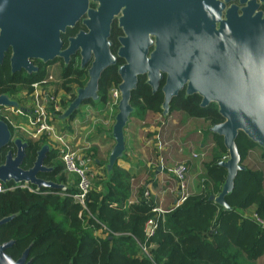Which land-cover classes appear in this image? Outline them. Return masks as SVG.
Returning a JSON list of instances; mask_svg holds the SVG:
<instances>
[{"label":"trees","instance_id":"obj_1","mask_svg":"<svg viewBox=\"0 0 264 264\" xmlns=\"http://www.w3.org/2000/svg\"><path fill=\"white\" fill-rule=\"evenodd\" d=\"M110 49L114 53L112 46ZM62 76H70L68 82H73L74 70L71 68ZM44 77L43 70L20 76L16 80L17 90L31 92L30 84ZM85 81L86 76L79 85H84ZM119 81L116 64L102 72L98 82L100 101H106L108 90L116 87ZM162 100L160 89L151 92L139 76L131 93L130 103L134 108L131 115L141 116L146 111L162 113ZM199 102V96L178 94L172 98L169 112L181 111L210 125L223 120L214 107H201ZM83 103L94 102L85 100ZM2 119L13 134L8 119ZM208 129L206 134L211 135L214 144L204 163L202 189L162 214L152 211L155 206L150 196L128 203L132 177L116 164L108 182L103 185L105 178L95 182L86 196L85 208L75 203L71 196L62 195L59 189H41L35 193L22 187L9 189L17 185L12 181L0 182L3 188L0 219L14 215L0 225V243L13 241L5 250L13 259L19 258L29 247L27 260L30 264H256L264 257V228L245 212L264 216V171L246 165L244 170L238 171L232 191L225 196L232 210L222 211L208 198L219 192L225 179L226 171L217 163L226 158L227 151L222 137ZM43 138L27 141L22 168L32 166L36 151L46 143ZM235 143L240 163L247 152L257 146L242 132L237 134ZM1 152L3 160V150ZM57 153L56 148L47 152L43 164L52 169L39 172L37 176L64 184L67 194L76 193L75 186L66 184ZM151 218L155 228L148 236L145 224Z\"/></svg>","mask_w":264,"mask_h":264},{"label":"water","instance_id":"obj_2","mask_svg":"<svg viewBox=\"0 0 264 264\" xmlns=\"http://www.w3.org/2000/svg\"><path fill=\"white\" fill-rule=\"evenodd\" d=\"M89 1L95 3L94 8L89 7ZM79 11L83 16L82 24L85 30L69 38V44L65 49L61 50L59 44L49 45L37 50L34 57L42 62L57 57L66 62L71 54L79 50L81 67L89 62L86 70L87 80L83 86L76 88L74 98L58 115L61 121L69 119L85 100L98 103L100 101L98 82L102 72L114 65L117 58L123 60V63L117 66L120 81L116 88L119 92V100L108 134L113 139L114 145L104 164L103 185L110 180L116 161L125 156L124 128L134 111L130 99L138 77L146 75V84L152 92H156L164 74V83L161 87L163 100L160 106L163 117L168 115L172 98L177 96L178 91L185 84L186 96L194 88L200 97L201 107L209 102L217 105L218 114L223 120L212 124L209 132L222 137L227 156L217 164L225 169L226 174L219 192L210 195L208 199L217 204L222 211L232 210L225 196L232 191L237 172L245 169L240 163V155L235 143L237 134L242 132L264 150V62L249 32H242L239 37L241 52L238 56L237 77L227 78L226 93L220 95L205 92L206 89L201 84L195 86L189 81L188 50L192 46L187 44L192 31L189 27L181 25L186 24V21L179 20V24H176L170 21L169 15L166 17L168 20L164 21L160 12H156V7L148 5V0H81ZM115 17L124 35L118 38L119 47L113 53L110 49L109 35ZM150 36L154 37V41ZM152 42L155 48L147 57V48ZM196 47L202 48V45ZM24 66L28 73L37 70L36 67L29 69V65ZM3 105L21 110V106L15 100H11L7 94H0V106ZM11 136L7 123L0 118V148L9 143ZM12 143L16 153L14 155L11 151L6 153L3 163L0 164V182L25 183L39 191L58 190L64 187L62 183L37 176L39 172L52 169L43 164L47 152L52 149L48 143L40 146L32 166L27 169L22 168L21 164L28 143L18 137L14 138ZM13 216L1 218L0 225L8 222ZM12 243V240L0 243V264H30L27 260L29 247L17 259L6 253L5 250Z\"/></svg>","mask_w":264,"mask_h":264},{"label":"flooded vegetation","instance_id":"obj_3","mask_svg":"<svg viewBox=\"0 0 264 264\" xmlns=\"http://www.w3.org/2000/svg\"><path fill=\"white\" fill-rule=\"evenodd\" d=\"M80 1L0 0V94H7L20 105L18 93L26 89L17 90L19 83L16 80L20 76L43 70L45 75L52 73L57 86L69 97L68 102L74 98L72 95L75 96L76 88L81 87V77L84 75L87 80L86 70L89 66L88 62L81 67L79 50L71 54L66 62L58 57L42 62L35 58L34 54L49 45L59 44L63 50L68 46L69 38L85 30L82 24L83 16L79 11ZM149 4L156 7V12H160L164 21L168 20L166 17L169 15L170 21L176 24H179V20L187 22L181 25L189 27L192 31L187 44L192 46L188 50L189 81L195 86L201 84L206 89L205 92L224 95L227 78L237 77L238 56L241 52L239 37L242 32H249L264 62V0H148ZM88 5L95 7V3L91 1ZM123 35L115 17L109 35L114 53L119 47L118 38ZM150 39L154 41L153 36H150ZM200 45L202 48L196 47ZM154 48L152 42L147 48V57ZM176 54L177 51V59ZM121 63L123 60L117 58L116 69ZM24 65H29V69L36 67L37 70L28 73ZM71 68L74 70V81L68 82L70 76L65 78L62 75ZM54 69L58 72L53 74ZM141 77L146 81V75ZM189 81L187 80V83ZM161 82L164 83V74L156 90L161 91ZM194 90L193 88L188 96H198ZM186 93L185 84L178 94L186 96ZM210 106L217 111L218 107L214 102H209L204 107ZM10 108L13 107L0 106L1 119V111ZM8 122L10 123L9 118ZM11 135L9 143L0 148V153L3 150L4 154L0 164L8 151L13 155L16 153L12 143L13 134ZM15 187H18V184L9 189Z\"/></svg>","mask_w":264,"mask_h":264},{"label":"crops","instance_id":"obj_4","mask_svg":"<svg viewBox=\"0 0 264 264\" xmlns=\"http://www.w3.org/2000/svg\"><path fill=\"white\" fill-rule=\"evenodd\" d=\"M24 92V91H23ZM23 92H19L22 93ZM57 96H61V98L65 97L66 94L60 88H57L55 91ZM63 102V99H61ZM84 112L81 114L79 108L77 112L72 118H69L65 121H61L56 115L55 118L50 120V124L52 125V130L43 133L42 135L46 137L47 143L52 147L56 148L61 145H67L71 149H82L88 147V151H90L93 164L91 166L92 170L95 169V177L94 181L101 180L104 178V164L106 163L107 156L112 146L114 145V141L111 137H109V133H99L96 129L94 130L91 127V119L95 114L101 113L102 115L115 114L113 111V106L110 101L106 100L105 102L99 101V103H83ZM80 107V106H79ZM23 112L22 110H17L15 108L7 109L8 112L12 111L13 115L17 113L26 114L28 126L31 127L32 120L29 114L28 109ZM113 113H112V112ZM176 111V110H174ZM79 112V113H78ZM173 111L170 112V114ZM179 112V111H178ZM152 113V114H151ZM10 114V113H9ZM82 115V117L78 116ZM156 113L151 111H146L141 116L131 115L129 117V121L124 128V138H125V156L116 161V165L124 169L129 173L131 178V190L130 196L128 199V203H135L140 200H145L143 193L148 192V195L151 197L154 206L162 211V213L171 210L175 207L176 199L178 196V190L176 184L170 174V169L173 165L177 163L184 162L187 165V191L189 194L196 193L194 189L190 191V186L192 187L193 183L188 180V172H190L191 165H194L196 169H198L197 159L202 158L204 155H197L196 157L191 158V155H176L171 157V155H146L144 145L146 142L151 144V139L153 135H149L152 131L147 129L146 127H142L141 124L145 123L146 118L154 119ZM114 117V115H113ZM86 123L89 127V131L87 132V127L81 126ZM113 123V118L112 122ZM60 124V125H57ZM112 125V124H111ZM152 125V124H150ZM177 123H169L167 127H164V136H170L171 133H174L175 129L178 128ZM103 126V125H102ZM104 127V126H103ZM111 127V126H110ZM56 128H61L62 130H56ZM105 128V127H104ZM209 130V129H208ZM110 132V131H108ZM145 132V135L143 134ZM204 139H197V143L192 147V152L200 153L201 150H205L207 145H205L209 136L205 132H200V137L203 136ZM163 134V133H162ZM42 136V137H43ZM156 136V135H155ZM211 136V135H210ZM147 137V138H146ZM212 138V137H211ZM45 139V138H44ZM201 140H204L203 143H200ZM55 142L57 145L51 144V142ZM199 156V157H198ZM198 157V158H197ZM209 158V155L206 157ZM204 162L201 160V163ZM205 163V162H204ZM65 172V171H64ZM191 173V172H190ZM99 174V175H98ZM66 184L68 186H75V178L72 174L66 173ZM145 177V181H137V186L133 184V180L136 177ZM93 181V184H94ZM64 185V184H63ZM76 188V186L74 187ZM93 189V187H92ZM188 194V195H189ZM100 231L96 233L99 234ZM259 259L262 260V264H264V257ZM258 259V260H259ZM257 260V261H258Z\"/></svg>","mask_w":264,"mask_h":264},{"label":"rangeland","instance_id":"obj_5","mask_svg":"<svg viewBox=\"0 0 264 264\" xmlns=\"http://www.w3.org/2000/svg\"><path fill=\"white\" fill-rule=\"evenodd\" d=\"M55 72H58V71H56L54 69L53 74ZM84 80H85V76H82L80 81H84ZM71 90H72V88H71ZM72 91H74V90H72ZM108 93H109V91H108ZM61 99H63L62 104L63 103L65 104V106L62 108V111H63L64 108L66 107V103L68 102L69 97L66 95L65 97H63ZM26 100L27 99L24 96H18V102L20 103L21 110L23 112L27 111L24 109H28L26 106L27 105ZM106 100H108V95H107ZM83 107H84V105L83 106L80 105V107H79V111H81V114H83V112H84ZM29 109H31V107H29ZM112 109L114 110L113 112L115 113L116 112V106H113ZM1 114H2L3 118L4 117H6L7 119L9 118L10 123L13 124L12 125L13 139L15 137L16 138L18 137L24 141H36V140H39V139L44 137L45 139L43 138V140L46 141V143H47L46 137L43 136L42 134L36 132L34 126H32L30 129V127L28 126L26 114L17 113L16 115H13L12 111L8 112L7 109H3ZM113 115H115V114H109V116L102 115L101 113L93 115L92 119H91V127L94 130L96 129L99 133H101V132L102 133H109L108 131L111 130L110 126H112L111 124H113V123H111ZM78 116L82 117V115H78ZM155 117H156L155 120L154 119L149 120V118H146V119H144V120H146V122L141 124L142 127H146L147 129L152 131L149 135H153L152 139L150 141L151 144L150 143L148 144L146 142V144L144 145L145 154L148 156L149 155L155 156V155H160V154L161 155H171V157H174L176 155H191V158H192L193 154L204 155L202 158L197 159L196 165H198V169H196L194 165H191V167L189 169L191 173L188 172V180H189V182L193 183L192 184L193 186L192 187L190 186V191L192 189H194V192H199L203 187L201 185V183L203 182V179H204V162L207 161V158H206L207 155L211 154V149H212L213 144H214L213 139L211 138L210 135L207 134L210 137L208 142L205 144V145H207V148L205 150H201L200 153L192 152L193 151L192 147L195 145V143H197V139H204V137H205L204 133H203V136L201 138H199L200 132L201 133L205 132L208 129V127H210L211 125L207 121H205L201 118L188 117L181 111H179V112L173 111L171 114L169 112L166 117H163L162 113H156ZM169 123H177L178 128L175 129L174 133H171L170 136L165 137L166 134L164 136L165 132L163 129H164V127H167V125ZM150 124H152V125H150ZM57 125H60V124H57ZM81 126L87 127V129H88L87 132L89 131V127H88V125H86V123L82 124ZM56 130L60 131L62 129L56 128ZM143 134L145 135V132H143ZM203 141L204 140H201L200 143H203ZM51 144L57 145L53 141L51 142ZM226 155H227V152L225 153V156ZM246 155L247 156L245 157V159L241 163L242 166L246 165L250 168L261 169L262 171H264V150L262 148L256 146V147L250 149ZM56 159H57V161H59L61 163L58 153H57ZM201 160H203L204 162L201 163ZM94 171H95V169H93V172ZM96 177H97V174H96ZM97 181L98 180L94 181V184L92 185V187H95V182H97ZM137 181L144 182L145 177L144 176L143 177H141V176L136 177L133 180V184L136 186L138 184ZM214 195H216V194H214ZM245 213H247L246 214L247 216L253 214L249 211H246ZM262 218L264 219V216H262ZM262 260L263 259H259L256 262V264H262Z\"/></svg>","mask_w":264,"mask_h":264},{"label":"built area","instance_id":"obj_6","mask_svg":"<svg viewBox=\"0 0 264 264\" xmlns=\"http://www.w3.org/2000/svg\"><path fill=\"white\" fill-rule=\"evenodd\" d=\"M30 86L32 88L31 92L27 93V90H24L23 94L19 93L18 96H24L27 99L26 106L28 110H30L29 115L32 120V125L35 127V131L40 134L47 133L52 130L50 120L61 113L63 108L61 96L58 97L57 94H55L56 89L59 87L51 72L45 75L43 79L31 83ZM108 91V101L116 105L119 100L117 88L111 87ZM29 107H31V109H29ZM56 149L58 150V155L64 171L74 176L77 191L73 194H67L65 193V185L59 190L62 195L71 196L75 203L85 208L86 196L92 189L93 181L96 177V174L91 168L93 162L91 153L88 151V147L71 149L67 145H61L56 147ZM192 156L196 157L197 154H193ZM187 170V165L184 162L173 165L169 170L178 190L175 207L182 203L189 194L187 191ZM18 186L27 188L35 193L39 192V190L30 188L29 185L25 183H19ZM2 191L3 188L0 185V192ZM143 195L145 199L149 196L148 192H144ZM152 211L157 214H162V211L156 207H153ZM251 217L260 227L264 228V219L262 217L258 216L256 213H253ZM154 228V220L152 218L147 220L145 232L148 236L152 235ZM143 250L145 251L144 247Z\"/></svg>","mask_w":264,"mask_h":264}]
</instances>
